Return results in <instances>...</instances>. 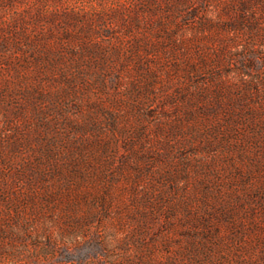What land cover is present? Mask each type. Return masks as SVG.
<instances>
[{
  "label": "rangeland",
  "instance_id": "obj_1",
  "mask_svg": "<svg viewBox=\"0 0 264 264\" xmlns=\"http://www.w3.org/2000/svg\"><path fill=\"white\" fill-rule=\"evenodd\" d=\"M0 264H264V0H0Z\"/></svg>",
  "mask_w": 264,
  "mask_h": 264
}]
</instances>
